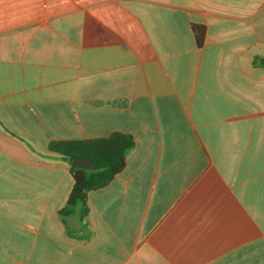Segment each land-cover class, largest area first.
<instances>
[{
	"label": "crops",
	"instance_id": "crops-1",
	"mask_svg": "<svg viewBox=\"0 0 264 264\" xmlns=\"http://www.w3.org/2000/svg\"><path fill=\"white\" fill-rule=\"evenodd\" d=\"M263 57L264 0H0V264H264ZM115 132L63 220L49 144Z\"/></svg>",
	"mask_w": 264,
	"mask_h": 264
},
{
	"label": "trees",
	"instance_id": "trees-1",
	"mask_svg": "<svg viewBox=\"0 0 264 264\" xmlns=\"http://www.w3.org/2000/svg\"><path fill=\"white\" fill-rule=\"evenodd\" d=\"M197 44L204 42L205 27H194ZM135 141L131 135L115 132L107 137L54 141L49 150L62 156L69 166L74 184L64 207L59 215L64 220L68 216H77L83 221L89 211L88 194L90 191L107 186L126 165L129 152L134 148ZM86 158L95 161L100 168L86 170L71 167L74 158Z\"/></svg>",
	"mask_w": 264,
	"mask_h": 264
},
{
	"label": "water",
	"instance_id": "water-1",
	"mask_svg": "<svg viewBox=\"0 0 264 264\" xmlns=\"http://www.w3.org/2000/svg\"><path fill=\"white\" fill-rule=\"evenodd\" d=\"M260 64L264 65V57L260 59ZM71 167L73 168H82L86 170H97L100 166L91 159L86 158H74L71 162Z\"/></svg>",
	"mask_w": 264,
	"mask_h": 264
}]
</instances>
